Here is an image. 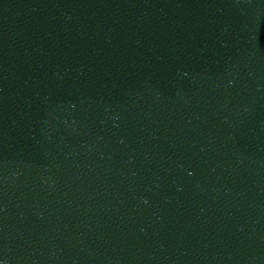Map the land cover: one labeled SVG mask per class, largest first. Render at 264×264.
Segmentation results:
<instances>
[{"label":"water","instance_id":"95a60500","mask_svg":"<svg viewBox=\"0 0 264 264\" xmlns=\"http://www.w3.org/2000/svg\"><path fill=\"white\" fill-rule=\"evenodd\" d=\"M0 264H264V0H0Z\"/></svg>","mask_w":264,"mask_h":264}]
</instances>
